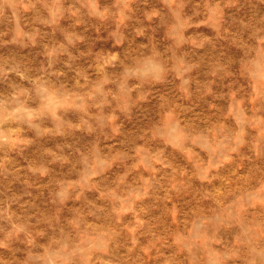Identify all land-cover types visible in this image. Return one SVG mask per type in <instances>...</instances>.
I'll return each mask as SVG.
<instances>
[{"label":"rangeland","instance_id":"374dc122","mask_svg":"<svg viewBox=\"0 0 264 264\" xmlns=\"http://www.w3.org/2000/svg\"><path fill=\"white\" fill-rule=\"evenodd\" d=\"M0 264H264V0H0Z\"/></svg>","mask_w":264,"mask_h":264}]
</instances>
